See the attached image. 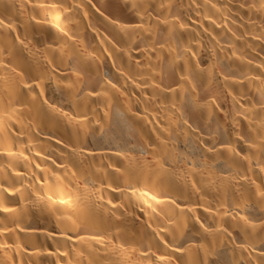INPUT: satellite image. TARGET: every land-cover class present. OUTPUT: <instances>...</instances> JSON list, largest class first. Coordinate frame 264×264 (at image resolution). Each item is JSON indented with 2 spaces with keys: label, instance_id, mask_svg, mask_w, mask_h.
I'll use <instances>...</instances> for the list:
<instances>
[{
  "label": "bare ground",
  "instance_id": "1",
  "mask_svg": "<svg viewBox=\"0 0 264 264\" xmlns=\"http://www.w3.org/2000/svg\"><path fill=\"white\" fill-rule=\"evenodd\" d=\"M0 264H264V0H0Z\"/></svg>",
  "mask_w": 264,
  "mask_h": 264
}]
</instances>
